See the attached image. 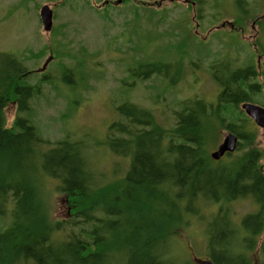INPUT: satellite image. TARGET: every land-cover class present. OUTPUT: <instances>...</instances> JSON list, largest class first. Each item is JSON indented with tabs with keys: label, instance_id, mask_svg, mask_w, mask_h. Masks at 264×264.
<instances>
[{
	"label": "trees",
	"instance_id": "1",
	"mask_svg": "<svg viewBox=\"0 0 264 264\" xmlns=\"http://www.w3.org/2000/svg\"><path fill=\"white\" fill-rule=\"evenodd\" d=\"M69 1L63 0L62 6ZM237 1L246 12L248 1ZM110 2H105L106 10ZM254 67L212 61L209 72L221 89L216 102L181 100L170 127L133 102L118 106L121 118L109 125L103 145L129 158V164L123 174L102 182L89 164L83 140L68 136L53 142L23 116L31 112V100L41 94L46 76L40 83L30 82L32 72L24 61L0 51V217L11 215L10 224L0 231V264H171V237L189 223V215L199 214L195 202L201 195L218 205L248 196L258 204V211L244 216L240 227L231 209L225 213L221 204L214 220H207L214 264H252L249 252L264 231V164L241 105L257 102L255 95L262 93L258 79L246 82L258 76ZM131 72L143 80L159 75L173 85L185 77L183 63L161 60L139 63ZM71 73L63 68V78ZM9 103L16 105L10 126L5 114ZM213 129L232 131L240 139L238 155L230 153L221 171L212 166L215 160L207 150ZM48 144L53 146L45 148ZM54 190L66 197V218L51 216ZM260 249L264 258V240Z\"/></svg>",
	"mask_w": 264,
	"mask_h": 264
},
{
	"label": "rangeland",
	"instance_id": "2",
	"mask_svg": "<svg viewBox=\"0 0 264 264\" xmlns=\"http://www.w3.org/2000/svg\"><path fill=\"white\" fill-rule=\"evenodd\" d=\"M62 1L0 0V51L24 61L32 72L30 82L40 83L46 76L40 83L41 94L31 100V112L25 111L23 116L31 118L40 133L53 142L68 136L83 140L89 164L102 182L123 174L129 164V158L117 156L103 145L109 125L121 118L118 106L133 102L151 110L158 123L170 127L181 100L199 97L216 102L221 89L209 72L212 61L230 60L234 67L254 65L258 74L264 73V0H247L246 12L237 0H205L201 4L198 0H109L107 10L104 4L108 0H70L64 6ZM44 4H49L55 15L50 32L44 30L40 17ZM200 7L203 18H199ZM158 60L183 63L185 77L173 85L159 75L144 80L131 75L139 63ZM64 67L73 70L66 78ZM171 73L178 78L174 68ZM257 79L263 90L255 95V103L264 105V75L246 82ZM5 114L10 126L16 105L9 103ZM249 118L247 129L255 132L254 145L264 164V128ZM228 132L210 131V154ZM243 151L241 148L239 153ZM227 161L211 163L221 171ZM197 201L199 214L189 215V223L171 237L167 256L171 264L211 260L207 220L217 216L220 204L225 213L227 207L231 209L236 223L259 209L249 196L219 205L203 200L202 195ZM50 211L54 219L69 215L66 197L57 190L51 194ZM10 222V212L0 217V231ZM263 240L264 231L256 249L249 252L252 264H263Z\"/></svg>",
	"mask_w": 264,
	"mask_h": 264
},
{
	"label": "water",
	"instance_id": "3",
	"mask_svg": "<svg viewBox=\"0 0 264 264\" xmlns=\"http://www.w3.org/2000/svg\"><path fill=\"white\" fill-rule=\"evenodd\" d=\"M40 17L42 20L43 28L45 31H51L53 30L54 26V11L51 8L49 4H44L40 8ZM52 57H50L46 63L43 65L41 70H45L47 67L49 61ZM242 109L245 111V113L251 117L257 125H259L261 128H264V106L254 103V102H243L241 105ZM238 136L233 132H228L222 143L218 146V148L211 152V157L215 160L220 159L221 156L227 152H233L238 147ZM202 264H214L212 260H203Z\"/></svg>",
	"mask_w": 264,
	"mask_h": 264
},
{
	"label": "flooded vegetation",
	"instance_id": "4",
	"mask_svg": "<svg viewBox=\"0 0 264 264\" xmlns=\"http://www.w3.org/2000/svg\"><path fill=\"white\" fill-rule=\"evenodd\" d=\"M256 70H258L257 67H256ZM263 72H264V71H263ZM260 75L262 76L263 73H262V74H258V76H260ZM262 106H264V105H262ZM253 121H254V120H253ZM254 122H255V121H254ZM255 123H256V122H255ZM258 126H259V125H258ZM229 132H232V131H229ZM233 133H234V132H233ZM238 138H239V137H238ZM239 141H240V139H239ZM239 141H238V146H239ZM221 143H222V142H221ZM221 143H220V144H221ZM220 144H219V145H220ZM219 145H218V146H219ZM218 146H217V148H218ZM217 148H216V149H217ZM237 148H238V147H237ZM237 148H236V150H237ZM216 149H215V150H216ZM215 150H214V151H215ZM236 150H235V151H236ZM235 151H233V152H230V151L225 152V153L221 156L220 159H223V158L228 157V155H229L230 153H234ZM220 159H217V160H220ZM214 160H215V159H214ZM241 221H242V220H240L239 223H238L239 227H240V222H241ZM262 258H263V257H262ZM263 259H264V258H263Z\"/></svg>",
	"mask_w": 264,
	"mask_h": 264
}]
</instances>
